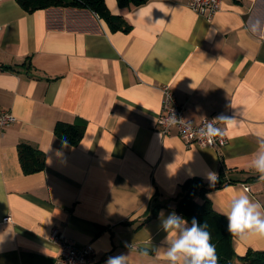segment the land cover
Masks as SVG:
<instances>
[{
  "label": "crops",
  "instance_id": "1",
  "mask_svg": "<svg viewBox=\"0 0 264 264\" xmlns=\"http://www.w3.org/2000/svg\"><path fill=\"white\" fill-rule=\"evenodd\" d=\"M221 1L207 19L186 0L129 9L105 0L128 27L114 32L88 10L30 14L0 0V111L16 119L0 131V264H56L54 229L92 245L95 264L121 253L129 264H167L152 251L165 236L160 213L178 214L183 185L209 183V170L224 182L208 194L219 213L245 188L264 205L250 167L264 137V0ZM165 85L187 120L233 116L219 123L227 146L188 147L177 129L163 135ZM60 122L85 125L76 145L55 134ZM21 145L45 154L42 172L24 173ZM155 205L158 217L145 224ZM233 246L244 256L264 251V240L233 237Z\"/></svg>",
  "mask_w": 264,
  "mask_h": 264
},
{
  "label": "trees",
  "instance_id": "2",
  "mask_svg": "<svg viewBox=\"0 0 264 264\" xmlns=\"http://www.w3.org/2000/svg\"><path fill=\"white\" fill-rule=\"evenodd\" d=\"M149 1L152 0H117L120 8L127 9L141 6ZM16 2L30 14L53 8L88 10L104 19L114 32L127 31L128 29L122 17L113 16L110 13L105 0H16ZM84 131V124L68 125L60 122L55 127V134L71 145H76L81 140ZM19 156L26 175L36 174L44 170V153L28 145H21L19 146ZM223 186L222 179L212 185L199 178L188 180L182 187L176 212L186 218L189 224L191 219L195 217L201 224L208 225V231L212 237L211 242L216 248L218 264H264V251L249 250L244 256L236 254L233 246L234 236L227 231V218L214 209L208 197L211 191ZM161 208L160 205H155L144 223L157 218Z\"/></svg>",
  "mask_w": 264,
  "mask_h": 264
},
{
  "label": "clouds",
  "instance_id": "3",
  "mask_svg": "<svg viewBox=\"0 0 264 264\" xmlns=\"http://www.w3.org/2000/svg\"><path fill=\"white\" fill-rule=\"evenodd\" d=\"M259 27V21H257L252 30L255 32ZM182 122L179 121V123ZM236 122L233 116L220 115L207 121L199 135L207 138L208 143L211 144L214 138L225 134L216 126L217 123L232 125ZM172 123H178L174 115ZM63 143L66 144V141ZM250 167L258 175V181L264 182V137L259 140V146L253 153ZM217 177L216 172L209 170L205 179L212 185ZM247 192L248 189L245 188L235 195L227 211L224 212L228 221L227 231L241 242L251 239L264 240V205L250 199ZM209 196H212V193ZM160 217V230L165 233V236L159 246L152 247L157 259L164 260L167 264H218L216 248L211 242L212 237L207 224H201L195 217L189 224L186 218L174 211L167 217H164V213L161 212ZM125 247L131 248L132 245L126 244ZM144 254L147 255V252ZM106 264H129V255L121 253L110 256Z\"/></svg>",
  "mask_w": 264,
  "mask_h": 264
},
{
  "label": "built area",
  "instance_id": "4",
  "mask_svg": "<svg viewBox=\"0 0 264 264\" xmlns=\"http://www.w3.org/2000/svg\"><path fill=\"white\" fill-rule=\"evenodd\" d=\"M186 2L193 12L207 19L213 18L221 11V0H186ZM162 91L163 101L156 128L163 135L167 136L171 133L172 129H177L178 135L185 141L188 147L196 145L202 148L209 147L218 151L227 146L228 139L225 134L214 138L211 144L208 143L207 138L199 135L200 130L205 128L207 121H211L213 118H204L198 122L187 120L185 117V107L178 102L171 87L165 85ZM173 115L178 123H172ZM15 120L10 112L0 111V131L12 125ZM179 121L183 122L179 123ZM216 126L222 130L219 123ZM247 189L248 191L250 190L249 188ZM7 220L11 221V219ZM49 241L60 249L59 259L56 264H95V249L92 245H77L56 229L52 230Z\"/></svg>",
  "mask_w": 264,
  "mask_h": 264
}]
</instances>
